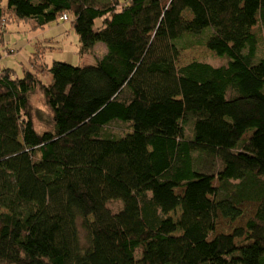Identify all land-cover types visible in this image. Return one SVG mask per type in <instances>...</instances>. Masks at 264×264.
Instances as JSON below:
<instances>
[{"label": "trees", "instance_id": "1", "mask_svg": "<svg viewBox=\"0 0 264 264\" xmlns=\"http://www.w3.org/2000/svg\"><path fill=\"white\" fill-rule=\"evenodd\" d=\"M11 17H70L80 55L105 49L53 61L46 83L33 63L20 78L0 68V262L264 264V0H0V27ZM193 44L226 62L177 66ZM36 87L52 113L41 133ZM113 120L130 131L103 134Z\"/></svg>", "mask_w": 264, "mask_h": 264}, {"label": "rangeland", "instance_id": "2", "mask_svg": "<svg viewBox=\"0 0 264 264\" xmlns=\"http://www.w3.org/2000/svg\"><path fill=\"white\" fill-rule=\"evenodd\" d=\"M100 24L101 18H96L94 27ZM255 31L259 38L256 56H264V27L260 28L257 25L255 26ZM196 39L199 38L196 37ZM97 44L99 45H95L92 52L80 55L78 36L71 26L70 17L69 20L64 21L56 19L41 28H35L27 21L11 17L7 20L4 27H0V68L12 69V75L20 78L24 75L25 70H33V63L34 66L37 65L39 67L38 69L35 66V73L41 76L44 82H48L49 74L45 75L46 68L53 61L58 60L73 65L90 64L105 49L103 43L98 42ZM191 60H199L213 66H220L226 62V57L216 55L203 44H193L180 50L176 64L181 66ZM29 97L30 115L36 131L42 132L43 129L52 128V113L45 103L41 89L36 87ZM102 128L103 134L119 137L129 132L131 126L127 122L113 120ZM185 128V133L189 135V122ZM247 136L248 134L246 133L245 137ZM214 183L217 184V181L214 180ZM181 191L182 189L180 188L175 189L176 193ZM106 206L114 212L121 208L122 203L120 200L112 199L106 203ZM253 206L250 204L244 205L243 216L234 221L219 217L216 220L214 233L231 232L234 227L242 225L253 212ZM0 211H4V209L0 207ZM170 215L177 218L179 210L174 213L170 212ZM79 232L82 242H84L85 231L81 226L79 227ZM0 264L4 263L0 262Z\"/></svg>", "mask_w": 264, "mask_h": 264}, {"label": "bare ground", "instance_id": "3", "mask_svg": "<svg viewBox=\"0 0 264 264\" xmlns=\"http://www.w3.org/2000/svg\"><path fill=\"white\" fill-rule=\"evenodd\" d=\"M50 75V74H49ZM42 79V78H41ZM46 83V82H45ZM51 129V128H50ZM50 129H43L42 131H46V130H50ZM36 130V129H35ZM39 133H41V132H39Z\"/></svg>", "mask_w": 264, "mask_h": 264}, {"label": "crops", "instance_id": "4", "mask_svg": "<svg viewBox=\"0 0 264 264\" xmlns=\"http://www.w3.org/2000/svg\"><path fill=\"white\" fill-rule=\"evenodd\" d=\"M103 47V46H102ZM50 81V75L48 76V82ZM248 134V136H249V133H247Z\"/></svg>", "mask_w": 264, "mask_h": 264}, {"label": "built area", "instance_id": "5", "mask_svg": "<svg viewBox=\"0 0 264 264\" xmlns=\"http://www.w3.org/2000/svg\"><path fill=\"white\" fill-rule=\"evenodd\" d=\"M64 17V19L66 18V16H63Z\"/></svg>", "mask_w": 264, "mask_h": 264}]
</instances>
